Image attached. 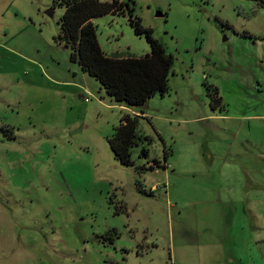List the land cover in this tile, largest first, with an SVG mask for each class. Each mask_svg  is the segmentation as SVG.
Instances as JSON below:
<instances>
[{"label":"rangeland","instance_id":"374dc122","mask_svg":"<svg viewBox=\"0 0 264 264\" xmlns=\"http://www.w3.org/2000/svg\"><path fill=\"white\" fill-rule=\"evenodd\" d=\"M54 1L0 0V264H264V8L119 0L174 60L168 93L129 108L126 168L106 141L125 110L55 80L77 63ZM92 24L106 55L150 52L127 15Z\"/></svg>","mask_w":264,"mask_h":264},{"label":"trees","instance_id":"16d2710c","mask_svg":"<svg viewBox=\"0 0 264 264\" xmlns=\"http://www.w3.org/2000/svg\"><path fill=\"white\" fill-rule=\"evenodd\" d=\"M53 2L64 9L59 20V33L54 41L69 50V59L77 63L83 73L97 81L105 95L116 104L127 107H143L154 96L164 97L168 93L169 75L173 67V57L164 46L153 37V31L141 25L134 18L133 9L119 0H59ZM264 8V0H252ZM106 15L128 16L134 35L143 36L150 52L141 57L116 53L106 55L97 40L96 28L92 20ZM211 94L210 106L218 103L217 90L208 89ZM124 115L113 127L111 136L106 139L116 162L121 166L134 167L130 161L131 149L136 143L135 119ZM150 144L147 137L138 138ZM140 157L148 159L149 150L142 147ZM166 153L163 156V162ZM155 167L160 162L152 159ZM147 164H150L149 161ZM151 170L154 168L149 166ZM145 167L135 169L141 173ZM152 196V193L146 194ZM123 208V206H121Z\"/></svg>","mask_w":264,"mask_h":264},{"label":"crops","instance_id":"0c3cea01","mask_svg":"<svg viewBox=\"0 0 264 264\" xmlns=\"http://www.w3.org/2000/svg\"><path fill=\"white\" fill-rule=\"evenodd\" d=\"M60 47H62L61 49H66L63 46H60ZM66 50L69 52L68 49H66ZM73 65L74 66L67 65V69H65V74H63L61 76V78H63V79H61V80L55 79V80H58L60 85L71 86V87L73 86V87L81 89L82 85H80L79 82L86 84L87 78H85V76L87 77L88 75L83 73L81 71V69L79 68V66H77L75 64H73ZM73 80H77V82H75ZM118 107L125 110L126 113H124V114H126V115L135 116V117L138 116V113H134L129 109L131 107H127V106H124L121 104H118ZM153 188H154V186H153ZM153 188H151V190Z\"/></svg>","mask_w":264,"mask_h":264},{"label":"water","instance_id":"95a60500","mask_svg":"<svg viewBox=\"0 0 264 264\" xmlns=\"http://www.w3.org/2000/svg\"><path fill=\"white\" fill-rule=\"evenodd\" d=\"M47 14H51V12L50 11H47Z\"/></svg>","mask_w":264,"mask_h":264}]
</instances>
